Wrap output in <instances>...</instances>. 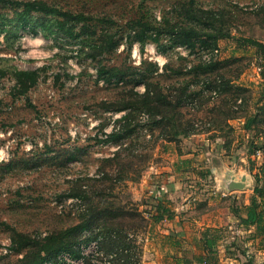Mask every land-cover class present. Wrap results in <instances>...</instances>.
Wrapping results in <instances>:
<instances>
[{
	"label": "rangeland",
	"instance_id": "obj_1",
	"mask_svg": "<svg viewBox=\"0 0 264 264\" xmlns=\"http://www.w3.org/2000/svg\"><path fill=\"white\" fill-rule=\"evenodd\" d=\"M243 37L264 41V0H0V264L22 263L15 232L66 229L83 256L42 264H110L115 226L130 246L114 264H141L166 187L152 176L185 138L229 135L228 118L245 115L248 147L262 143L263 68ZM22 70L39 74L26 90ZM147 89L168 96L167 117L136 95ZM248 155L257 172L262 151ZM96 236L102 246L83 244Z\"/></svg>",
	"mask_w": 264,
	"mask_h": 264
},
{
	"label": "crops",
	"instance_id": "obj_2",
	"mask_svg": "<svg viewBox=\"0 0 264 264\" xmlns=\"http://www.w3.org/2000/svg\"><path fill=\"white\" fill-rule=\"evenodd\" d=\"M226 129L232 134L217 128L190 134L184 152L152 176L156 190L166 186L160 198L171 215L152 218L141 264H264V232L240 220L253 197L264 209L246 161L252 127L238 115ZM150 199L155 203L154 192Z\"/></svg>",
	"mask_w": 264,
	"mask_h": 264
},
{
	"label": "trees",
	"instance_id": "obj_3",
	"mask_svg": "<svg viewBox=\"0 0 264 264\" xmlns=\"http://www.w3.org/2000/svg\"><path fill=\"white\" fill-rule=\"evenodd\" d=\"M28 4L32 5V2H29ZM243 39L247 43H250L251 45L257 47L260 57H261V66L263 68V75H264V41L257 39L255 37H243ZM38 77H39V74L36 70H22V71H19L17 75V80L23 86L22 90H26L37 81ZM262 91L264 95V88ZM136 95L138 96L140 95L144 97L145 105H151L155 99L165 103L167 107L165 108V111L163 110L164 112L163 117L164 115L165 117H167L166 110L169 109V107H171L170 105L172 103L168 99L167 95H161L160 97L156 98L155 96H151L148 89L146 92H143V93L136 92ZM132 104L135 106L134 102H132ZM126 107H128V105H126L125 108ZM161 111L162 110L159 109L157 112H161ZM249 123H250V120H247L246 125L248 127H250ZM254 141L256 140L254 139L251 140L250 146L248 148V153L249 154L255 153L258 150L262 151V161L259 165L258 171L255 172V174H256V177H263L264 179V137H263L261 145L254 144V143H257ZM251 167L253 168V166ZM255 190L259 195L264 194V184L262 186H256ZM157 198L159 200L154 204L152 209L149 211L152 218L156 220L160 219L161 217H163L165 213H167L170 216L171 211H169V208L166 207V205L164 204V202H162V199L160 197H157ZM260 205H261V201H258L257 197H253L251 204H249L248 206L247 216L241 215L240 220L247 222V223H255L257 224L259 229H261L262 232H264V209L260 208ZM122 229H123L122 226L121 227L115 226L112 228L105 229V234L103 235V238L107 239L108 242L113 247V248H107V250L110 251V254L112 256V258H110L111 259L110 264L112 263L114 264L115 260L119 261L118 260L119 258L116 255L117 252H115L114 248H119V247L128 248L130 246L127 240L123 236H121ZM69 232H70V229L55 232L47 237H44L41 240H34L27 233L15 232L16 233L15 235L18 237V239L13 238V242L16 243V246H14L15 250L25 251V254L23 255V257L19 259L22 262L21 264H42L44 261L52 258L53 255H56V254L60 255L61 253H67L73 259L82 257L83 251L80 246L76 245V247L72 249L67 248L68 246H70V244L68 242H65V237L66 235L69 234ZM103 238L102 236H96L90 240H86V243H83V244L87 245L93 239L99 240L101 244ZM101 249L103 248L101 247ZM128 257H131V254H127V256L125 255L122 258L123 263L121 264H130L131 261L130 259H128Z\"/></svg>",
	"mask_w": 264,
	"mask_h": 264
}]
</instances>
